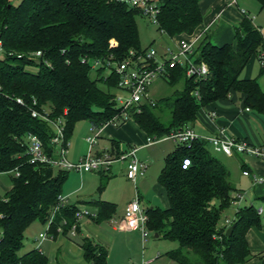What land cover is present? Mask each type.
<instances>
[{"label": "trees", "instance_id": "16d2710c", "mask_svg": "<svg viewBox=\"0 0 264 264\" xmlns=\"http://www.w3.org/2000/svg\"><path fill=\"white\" fill-rule=\"evenodd\" d=\"M158 1L156 30L169 37L191 34L202 22L200 0ZM137 17L136 9L118 0H0V172H12V186L0 199V264H48L39 248L23 252V240L27 227L34 221L45 225L55 206L59 208L46 230L48 237L70 233L77 221L78 207L59 202L66 170L28 162V134L38 136L48 154L53 150L54 129L32 116V110L46 112L53 121L62 119L66 146L78 121L99 128L115 119L119 125L124 112L149 137H160L188 125L200 108L231 91L243 94L246 107L264 112V91L257 79L240 76L251 56L264 55V36L249 16L235 27L234 43L215 45L204 39L194 48L192 58L208 69L203 78L187 76L185 64L166 63L160 79L179 88L169 95H150L153 104L142 102L138 112L117 106V75L107 71L104 60L155 46L141 45ZM36 51L39 56L30 55ZM94 60L104 65L94 67ZM207 143L204 138L175 143L165 156L158 182L169 206L147 208V227L177 241L166 256L179 264L243 263L250 257L246 232L260 226V214L254 205L240 206L226 235L219 221L231 205L234 186ZM185 157L190 164L182 168ZM260 199L264 210V196ZM96 203L98 217L112 209L109 202ZM80 246L87 264H108L105 247L86 237Z\"/></svg>", "mask_w": 264, "mask_h": 264}, {"label": "crops", "instance_id": "0c3cea01", "mask_svg": "<svg viewBox=\"0 0 264 264\" xmlns=\"http://www.w3.org/2000/svg\"><path fill=\"white\" fill-rule=\"evenodd\" d=\"M199 5L203 15L202 22L191 34L182 33L172 37L164 35L172 47L186 41L196 48L204 39L215 45L234 43V29L245 16L251 17L252 23L264 36L262 0H200ZM163 46L165 45L157 48L161 49ZM240 76L245 79L256 78L264 91V73L256 55L248 59ZM153 85L154 83L149 89L152 97ZM245 107L243 94L231 91L227 98L200 108L196 118L188 126L203 138L220 135L264 146V112L250 107L245 110ZM212 111L213 116L210 115ZM88 137L94 140L93 144L88 142ZM148 137L131 117L119 125L109 122L99 128L92 127L86 120L78 121L67 141V159L76 162L88 152L94 157L109 154L114 159L106 169L66 170L60 192L64 205L84 207L91 215L79 219L75 234L60 231L55 237L47 236L40 243L37 238L45 231V225L39 221L32 222L24 232L23 252L39 248L47 256L48 264H87L80 246L82 238L86 237L107 249L108 264H179L166 256V252L176 248L178 244L161 252L155 242L147 243L148 234L151 233L156 239L163 238L157 233L148 229L147 236L142 237L139 230H119L113 224V221L122 217L126 204L136 195L144 210L169 206L166 192L158 182V175L165 156L174 149L175 142L169 139L147 141ZM130 146H136L137 157L147 163V170L136 185L126 177L125 161L117 159L119 153ZM207 147L229 172V180L234 186L231 196L244 192L241 206L262 207L260 197L264 196V160L243 153L226 155L215 151L210 143H207ZM244 171L248 174H243ZM11 186L12 172H0V199L4 198ZM96 201L112 204V209L106 216L98 217ZM234 213L235 208L230 205L222 212L224 217L219 225L224 226L225 219H232ZM245 237L250 257L237 264H264V213L260 215V226L249 228Z\"/></svg>", "mask_w": 264, "mask_h": 264}, {"label": "built area", "instance_id": "2783aa9c", "mask_svg": "<svg viewBox=\"0 0 264 264\" xmlns=\"http://www.w3.org/2000/svg\"><path fill=\"white\" fill-rule=\"evenodd\" d=\"M126 5L128 8L136 9L142 18L155 26L159 27L158 14L160 12V3L158 0H118ZM160 34L165 35L163 30L158 31ZM194 47L186 42L181 41L177 47H172L170 44H165L163 48L158 49L156 46H149L141 51L130 50L123 58L119 60L105 59L104 63L107 71H113L117 75V92L114 96L117 106L119 107H135L136 111H140L139 106L144 101L153 104L150 97L149 89L156 79L162 78L166 74L165 65L168 63L170 66L175 63L185 64L186 75L195 76L196 78H203L207 74V66L203 62L196 63L192 58ZM2 46L0 42V53ZM30 55L39 56L40 51L32 52ZM259 61L264 66V55L260 54ZM101 60H94L93 66H103ZM197 95V91L194 92ZM20 102V99H17ZM249 107H245L248 110ZM32 116H38L47 121L54 129V135L51 137L53 150L48 154L43 147V144L38 136L35 134L27 135V150L28 162L31 164H44L53 168L62 170H77V171H92L106 169L108 165L114 160L111 155L105 154L102 157H94L88 152L82 156L78 161L71 162L67 159V146L64 141L63 123L62 119L58 118L53 121L48 118L46 112L40 114L32 110ZM210 115H214L212 111ZM129 116L124 112L121 120H125ZM120 120V119H119ZM118 120L113 119L112 123ZM196 138H203L199 136L188 125H184L178 129L171 130L169 133L160 137H148L147 141H154L157 139H169L177 143H190ZM212 145L213 149L222 152L226 155L234 153L249 154L254 157L264 160V146H257L250 144L246 141H238L230 137L224 136H211L204 138ZM90 144L94 143L91 137L87 138ZM136 146H130L128 149L121 151L117 159L124 160L126 163V177L136 185L137 180L142 177L147 170V163L140 160L136 155ZM190 164L188 157L183 158L181 167L186 168ZM18 174L17 171H15ZM243 174L247 175L248 172L244 171ZM244 198V192H237L232 196L231 206L235 211L241 206V201ZM60 204H64V198L59 196ZM59 205L55 206L45 223V231L38 235L37 241L46 238L48 235L46 230L50 222L53 220ZM258 214H263V207L257 208ZM91 215L87 209L80 207L75 212L76 222L72 224L70 233L75 234L78 221L83 216ZM148 216L145 210L141 207L139 198H135L128 202L124 208L122 217L118 221H113L114 226L119 230H139L142 237H146L149 230L147 228ZM231 219H225L224 228L230 225ZM60 230V229H59Z\"/></svg>", "mask_w": 264, "mask_h": 264}, {"label": "rangeland", "instance_id": "374dc122", "mask_svg": "<svg viewBox=\"0 0 264 264\" xmlns=\"http://www.w3.org/2000/svg\"><path fill=\"white\" fill-rule=\"evenodd\" d=\"M13 1L17 2V0H13ZM137 25H138L141 45L146 46V45L153 43L156 47H159V45L162 46V45H165L167 43L168 44L170 43L169 40L166 38V36L160 34L156 30V27L153 26L152 24L148 23L145 20V18H142L141 16L137 17ZM179 86L180 85L169 86L163 79H157V80H155L154 85L152 87L153 95H154V97L169 95L176 89V87L179 88ZM132 186H134V185L132 184ZM151 193L149 194V196L152 195ZM154 201H157V199H155ZM223 217H224V214L221 215L220 220ZM42 232H44V231H42ZM148 235L149 236L147 237V243L149 241L155 242L158 245L161 252L162 251L164 252L166 248L169 249V247H172L173 244H175V243L177 244V241H173V240H169V239H163V238L162 239H156L153 237L152 233L148 234ZM23 250L24 249H22V251Z\"/></svg>", "mask_w": 264, "mask_h": 264}, {"label": "water", "instance_id": "95a60500", "mask_svg": "<svg viewBox=\"0 0 264 264\" xmlns=\"http://www.w3.org/2000/svg\"><path fill=\"white\" fill-rule=\"evenodd\" d=\"M232 228H233V224L229 225V226L226 228V231H225L226 235H228V234L231 232Z\"/></svg>", "mask_w": 264, "mask_h": 264}]
</instances>
